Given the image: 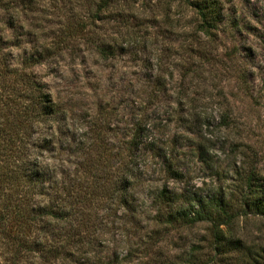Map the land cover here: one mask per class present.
<instances>
[{"label":"clouds","instance_id":"obj_1","mask_svg":"<svg viewBox=\"0 0 264 264\" xmlns=\"http://www.w3.org/2000/svg\"><path fill=\"white\" fill-rule=\"evenodd\" d=\"M201 2L191 0L192 4ZM236 2L220 0L225 16L229 9L235 8ZM259 4L264 7V0H259ZM56 5L53 8L52 3L37 0L38 8L49 11L37 13L41 19L36 22L44 25L45 19H54L64 20L66 25L68 16L75 14L89 22L94 39L86 42L75 36L61 42L57 39L59 32L57 37L45 35L49 31L45 25L36 33L42 45L36 51L50 49L51 53L32 66L25 67L19 60L11 64L13 80L7 75L0 77V126L15 118L16 108L11 100L27 110L24 131L29 132L30 137L24 144L21 158L25 162L26 177L35 183L39 192L49 193L81 182L80 165L91 157L101 141L121 154L126 151L125 139L116 135L126 130L112 128L111 121L105 119V114L120 105L131 109L134 122L144 121L141 127L150 132L144 137L143 148L140 143L135 145L136 153L148 151L149 145L163 152L158 141H167L173 136L204 146L210 169L228 179H221L217 184L216 178L206 179L194 169L188 180L193 194L203 195L223 187L237 193L239 198L247 189L245 178L250 174L256 176L259 186L264 189V106L248 112L245 101L240 107L243 115H238L237 104L230 95L244 100L235 79L241 73L249 74L255 91L264 94V59L255 65H245L237 56H226L232 52L234 43L226 23L213 29L219 37L213 41L198 27L203 20L188 0H127L126 3L115 0L98 14L134 13L139 26L129 22L105 24L102 29H97L91 26L85 0H64V3L56 0ZM96 14L97 8L92 5L91 15ZM162 32L165 35H161ZM113 43L117 49L112 55L104 56L99 50L100 45ZM26 48L29 54L33 52L31 46L26 45ZM190 49L211 52L224 61L226 69L210 70L209 65L193 56ZM155 77L161 79L162 88L154 90L148 86V80ZM22 79L38 84L39 90L25 88ZM20 93L29 98L20 100ZM37 95L40 96L38 101ZM120 114L127 119L126 113ZM225 117L227 123H222ZM181 118L198 129V135L186 131L181 126ZM234 145L241 146L234 148ZM166 156L164 153L162 158ZM114 163L123 184L127 182L121 189V199L127 202L129 209L135 208L136 197L142 207L147 205L142 192L149 187H160L164 182L151 183L161 175L158 162L151 156H137L124 160L123 164ZM34 175L38 179L31 180ZM167 183L171 190L173 181ZM36 203L44 205L47 201L37 199ZM108 205L117 215L127 211L117 208L112 200H105L101 206L106 211ZM93 208H96V202ZM251 210L249 207L248 211ZM99 215L103 217L104 213ZM249 219L244 206L237 204L235 219L219 225V229L240 235L250 227L245 225ZM115 223L119 224V221ZM104 225L106 227H100L96 233L102 239L104 233L112 229L108 220H104ZM260 234L264 235V229ZM113 235L120 256L127 255L128 244L122 234L113 232ZM31 259H18L6 241L0 242V264H27Z\"/></svg>","mask_w":264,"mask_h":264},{"label":"rangeland","instance_id":"obj_2","mask_svg":"<svg viewBox=\"0 0 264 264\" xmlns=\"http://www.w3.org/2000/svg\"><path fill=\"white\" fill-rule=\"evenodd\" d=\"M45 2L52 3L53 8H56L57 6L56 0H39V3ZM60 2L64 3L61 0ZM114 2L115 0H112L111 3ZM126 2L127 0H125V3ZM135 2H138V0H135ZM85 3L89 6L88 10L91 15V6L95 5L97 8V0H85ZM221 7L223 14L224 5L221 4ZM34 8V13H31L34 15H28L29 19L25 22V24L29 25L32 22L31 19L34 18L33 24L37 26L36 29L30 30L28 26L29 29L26 31L25 35L15 41L19 42V47H7L6 49L11 56V64L16 63L19 60L24 65L27 57L32 54H42L43 58L40 60V62H42L46 55L51 53L50 49H44L43 52L36 51L38 47H42L36 33L45 25L48 26L49 29L48 33L45 35L57 37V32H59L60 35L57 39L61 42H63V40L67 37L75 36L81 37L86 42L94 39L91 31L89 30V25H87L83 30H76L74 28L77 24H81L78 26L83 27V24L86 22V20L76 16L75 14L68 16L66 25L64 20L54 19H45L44 25H42L36 22L38 21L37 19H41L37 13H42L43 11L44 13H47L49 10L45 8H38L37 4ZM68 11H71V9H68ZM222 16L223 19L220 25L225 23L227 24V29L230 31L231 39L234 42L232 52L225 55L229 57L237 56L245 65H255L260 59H264V7L259 4V0H255V2L254 0H237L235 8L229 9V13L226 16L224 14ZM36 17L38 18L35 19ZM129 22L139 26L138 18L134 13L115 12L108 13L105 19L99 20L92 27L102 29L105 24H126ZM152 23L155 24L158 22L152 21ZM28 31L30 33L29 36L27 35L29 34ZM161 35H165V33L162 32ZM205 36L213 41L219 39L213 30L205 33ZM26 45L33 48V52L31 54L28 53ZM108 45L109 44L100 45L99 50ZM110 45L115 49L118 47L115 43ZM190 51L193 56H196L198 59L208 64L210 70L215 69L217 71H224L227 67L224 61L218 60L211 52H204L199 49H190ZM112 54L104 56H110ZM148 66L150 67V65ZM193 67H195V65ZM235 79L238 82V90L240 91V94L244 96V100H237L236 96L230 93L233 101L237 104L238 115H243V112L240 111V107L245 101L248 105L246 109L248 112H253L260 109L261 106H264V94L255 91L253 81L249 74L241 73L239 77H236ZM148 86L154 90L160 89L162 88V81L159 77L150 78L148 80ZM181 111H183V109H181ZM122 112L126 113V120L120 114ZM153 115L155 116V113H153ZM105 119L106 121H111L112 128L126 130L125 132H117L116 135H120L125 139L127 148L126 151L121 154L120 151L108 148L104 142L101 141L99 146L92 152L91 157L80 165L81 172L85 171L83 175V180H85L84 182L89 180L90 183H84V188L86 187L88 192L86 193V191L83 192L81 190L83 194L80 193V195L85 196L86 194L89 195L90 193H93L90 195V197H92V201L98 202L96 204V208L92 207L90 209V213H88L86 218L91 226L94 227L93 230L97 231L100 227L105 226L104 220H108V222L112 224V229L104 233L105 248L102 250L101 254L103 257L107 258L106 262L113 261V256L120 259L126 256L121 257L115 246V237L113 232H118L122 234L123 238L127 242L128 250H132V252L135 253L132 256V261L130 263L125 262V264H139L138 260L140 262L143 260L142 264H147L148 261L146 260L152 257L155 252H160L162 255L171 257L186 256L191 254L195 248H198V251L200 252V264H218L214 254L212 255L210 251V235H212L210 223L200 222L189 227H160L156 221V217L158 215L156 208L153 205L154 197L163 189V187H168V180H172L174 187L171 190L183 195L184 198H190L191 200H194L195 203H199L200 201L201 203H206V201L213 197H216V199L224 198L230 202L229 204L232 205V214H235L237 204H242L244 206L245 203L252 201L257 197L261 196L264 198V189L259 186V181L256 176L254 174H250L245 178L247 189L239 195V198L237 193L226 191L223 187L209 190L203 195L193 194L190 191L188 180L194 169H198L206 179L216 178L217 184L220 183L221 179H228L221 173L210 169L208 157L204 154V146L197 145L195 141L187 140L184 137L173 136L167 141L162 139L158 141L160 148L164 150L163 152L149 145L148 151H140L136 153L135 145L140 143L141 148H143L144 137L145 135L150 134L149 130L141 127L144 121H141L140 124H136L134 122L131 109H127L123 105L110 110V113L105 114ZM221 122L227 123V118L225 117ZM181 126H183L186 131L191 132L194 135H198V129L194 126H189L183 118H181ZM109 134L112 133L109 132ZM133 139H136V144L134 145L132 143ZM240 146L241 145H234V148ZM164 153L167 154L166 158H162ZM109 155L110 157L108 159ZM121 156H123V158H121ZM137 156H151L154 161L158 162L161 175L156 180L151 181V183H159L161 180L164 182L160 185V187H149L142 192V195L148 201L147 205L142 207L138 202L139 197H136L137 203L133 209L134 212L127 209L123 215H117L113 212L110 205L106 206L107 210L105 211V207L101 206L105 200H112L113 204H115L117 208H123L120 206L117 193H114V183L120 178L117 174L118 170H116L114 162L119 161L123 164L124 160L135 159ZM168 165H171V170H177L180 173L181 179L171 178V175L167 172ZM95 175L98 176L99 180H94L90 177H94ZM240 175V172L237 171V176ZM97 182L98 187L93 186L90 189L92 186L91 184ZM185 200L186 199H184V201ZM100 212L104 213L103 217L99 215ZM246 213L250 219L245 221V225L246 227H250H248V230L240 235H235L233 233L232 235L240 237L247 245L255 246L258 250H264V235L260 234L262 229H264V217L254 215L252 211H246ZM115 221H119V224H116ZM151 244L154 246L151 247ZM148 247H151L152 249H148ZM149 250H152L153 252L149 254H142ZM204 257L205 259H203Z\"/></svg>","mask_w":264,"mask_h":264},{"label":"trees","instance_id":"obj_3","mask_svg":"<svg viewBox=\"0 0 264 264\" xmlns=\"http://www.w3.org/2000/svg\"><path fill=\"white\" fill-rule=\"evenodd\" d=\"M61 1L64 2V0ZM111 2L112 0L97 2V14L89 16L91 26L105 19L108 13L105 15L98 13L107 8ZM188 2L203 20V24L198 25L201 30L207 33L219 27L223 19L219 0H202L198 4H192L191 0ZM36 4L37 0H0V77L7 75L10 80L14 79V70L10 68L11 56L6 49L7 47L18 48L19 42L15 41L23 37L29 28L36 29L37 26L33 24L34 18L29 25L25 24L29 19L28 15H34L31 13H34ZM78 25L81 24H77L74 28L83 30L89 22L86 21L83 27ZM27 35L29 36L30 33ZM115 50L113 46L108 45L101 48L100 52L107 55ZM42 58V54H32L27 57L24 65H35ZM21 83L25 88L35 87L39 90L40 87L23 79ZM28 98L24 93L19 95L20 100ZM39 99L40 96L37 95L36 100ZM10 103L16 108L15 118L5 121L3 126H0V242L6 241L16 252L18 259L32 257L33 259L28 260L27 264L130 263L135 254L132 250H128L127 255L121 259L113 256L111 262H106L107 258L101 254L105 248V239L98 236L97 231L93 230L94 227L86 220L93 207L94 201L90 197L93 193L80 195L84 191L88 192L87 188H84V183H89V180L86 182L82 180L71 185L70 188L43 193L39 192L35 183L26 177L25 162L21 157L24 144L30 137V133L24 131L28 112L22 109L17 101L11 100ZM12 115L13 113L9 111V116ZM132 143L136 144V139H133ZM109 157L110 155L108 159ZM170 167L171 165H168L167 172L171 178L181 179L180 173L177 170H171ZM82 173L84 175L85 171ZM90 177L99 180L97 175ZM30 179H38V176L34 175ZM91 185L90 189L93 186L98 187V182ZM114 185V193H117L119 197L120 206L129 209L127 202L121 199V189L127 185V182L123 184L119 178ZM37 199L45 200L47 204L40 205L36 203ZM187 199L169 190L167 186L163 187L153 200L159 226L189 227L200 222L210 223L212 234L210 235V251L218 264H264V250L247 245L230 231L225 233L219 229V225L235 219L230 202L224 198L216 199V197L210 198L206 203L201 201L195 203L194 200ZM249 207L254 215L264 217V198L260 196L245 203V212ZM133 209L130 210L134 212ZM153 246L151 244V247ZM151 247L148 249H152ZM152 252L149 250L142 254ZM199 255L198 248L193 249L191 254L186 256L171 257L155 252L146 261H148L147 264H200ZM138 263L142 264L143 260L142 262L138 260Z\"/></svg>","mask_w":264,"mask_h":264}]
</instances>
